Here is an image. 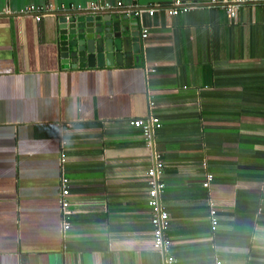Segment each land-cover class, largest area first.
Instances as JSON below:
<instances>
[{
  "label": "crops",
  "instance_id": "0c3cea01",
  "mask_svg": "<svg viewBox=\"0 0 264 264\" xmlns=\"http://www.w3.org/2000/svg\"><path fill=\"white\" fill-rule=\"evenodd\" d=\"M176 1L0 0V264H166L157 157L175 264H264V2L232 0L231 18L221 0H179L192 9L170 16ZM99 2L126 51L111 67L63 63L55 12ZM27 7L50 11L38 22ZM150 117L149 144L130 122Z\"/></svg>",
  "mask_w": 264,
  "mask_h": 264
},
{
  "label": "water",
  "instance_id": "95a60500",
  "mask_svg": "<svg viewBox=\"0 0 264 264\" xmlns=\"http://www.w3.org/2000/svg\"><path fill=\"white\" fill-rule=\"evenodd\" d=\"M55 16L58 45L65 64L72 63L80 69L111 67L126 51L123 35L128 30L121 28V16L116 11L67 10L57 11Z\"/></svg>",
  "mask_w": 264,
  "mask_h": 264
},
{
  "label": "built area",
  "instance_id": "2783aa9c",
  "mask_svg": "<svg viewBox=\"0 0 264 264\" xmlns=\"http://www.w3.org/2000/svg\"><path fill=\"white\" fill-rule=\"evenodd\" d=\"M245 2H264V0H236L234 3H245ZM213 3H218V0H213ZM220 3H222L224 6H228L229 8L228 13L231 18H235L236 16V9L237 7L234 5L232 0H221ZM237 5V4H236ZM117 7L121 8L123 7L122 3H118ZM73 8H78L79 10H82V6H73ZM114 6H112L110 3H92L88 7L89 10H112ZM192 9V5L183 3L179 0H177L174 3V6L172 9L167 10V13L170 16H178L181 13H187ZM50 8H41V7H27L22 12L23 14H34L37 21L40 22L45 12H49ZM156 12V9H140V10H133L130 12L131 15H133L136 19L142 20L144 17V14H148L150 17L154 16ZM147 31L144 30V33L142 35V38H147ZM150 108L153 110L156 108L155 104L152 103ZM130 125L139 128L142 131L143 136L147 140V142L150 144V140L153 136V132L155 129L161 128V122L160 119L157 117H150L147 119H137L130 122ZM164 173V164L162 160L157 157V161L155 163V166L149 171L148 176L150 178V206L152 208V224L154 226V236H153V243L155 248L160 250L161 252H165L168 254L166 256V264H175L176 260L174 256L171 253V247H172V241L166 237L165 232L169 228L170 224V217L169 213L166 210V208L163 206V204L160 201V196L164 193L166 189L165 183L162 181V176ZM213 180L212 175H208V179L204 184L205 188H208L210 183ZM62 185H63V191L61 195V204L64 210L65 214V222H64V230L67 231L71 228V222L69 221L73 211L70 209L71 204L68 200V197L70 196V180L67 178L62 179ZM210 217L212 222V230L215 231L217 229V226L219 225V221L217 218V210L215 208H211L210 210Z\"/></svg>",
  "mask_w": 264,
  "mask_h": 264
}]
</instances>
